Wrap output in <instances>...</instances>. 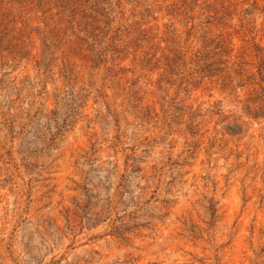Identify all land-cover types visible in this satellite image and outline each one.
Returning <instances> with one entry per match:
<instances>
[{
	"label": "rangeland",
	"instance_id": "1",
	"mask_svg": "<svg viewBox=\"0 0 264 264\" xmlns=\"http://www.w3.org/2000/svg\"><path fill=\"white\" fill-rule=\"evenodd\" d=\"M0 264H264V0H0Z\"/></svg>",
	"mask_w": 264,
	"mask_h": 264
}]
</instances>
